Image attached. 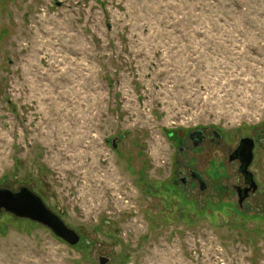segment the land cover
<instances>
[{
	"label": "rangeland",
	"instance_id": "1",
	"mask_svg": "<svg viewBox=\"0 0 264 264\" xmlns=\"http://www.w3.org/2000/svg\"><path fill=\"white\" fill-rule=\"evenodd\" d=\"M196 129H264V0H0V190L81 238L3 210L0 264H264V150L241 208L227 150L176 177Z\"/></svg>",
	"mask_w": 264,
	"mask_h": 264
},
{
	"label": "flooded vegetation",
	"instance_id": "2",
	"mask_svg": "<svg viewBox=\"0 0 264 264\" xmlns=\"http://www.w3.org/2000/svg\"><path fill=\"white\" fill-rule=\"evenodd\" d=\"M171 137L174 138L179 155L182 157L176 177L184 188L194 189V187L198 186L200 192L208 191V181L195 168L198 162L194 158V154H199L200 152L203 154L209 149L214 151L217 146L222 151L227 150L224 153V159L227 157L230 164L235 163L238 165V170L233 175L235 183L220 189L222 191H230L236 195L238 197V205L241 208L245 202H248L257 194L259 186L253 169L259 162L260 153L264 150V129L256 132V134L242 135L240 133L238 139H234L233 142L235 143L230 142L227 136L217 129H196L192 130V132L189 130L181 134L173 133ZM252 146L253 154L251 157L250 148ZM226 170L227 168L225 167ZM181 190L184 191L183 188ZM103 262L105 261L103 260Z\"/></svg>",
	"mask_w": 264,
	"mask_h": 264
},
{
	"label": "water",
	"instance_id": "3",
	"mask_svg": "<svg viewBox=\"0 0 264 264\" xmlns=\"http://www.w3.org/2000/svg\"><path fill=\"white\" fill-rule=\"evenodd\" d=\"M250 149L252 157L253 146ZM3 210L49 228L57 237L72 246L80 242V236L70 229L59 215L50 210L40 196L27 188L19 192L0 190V212Z\"/></svg>",
	"mask_w": 264,
	"mask_h": 264
}]
</instances>
